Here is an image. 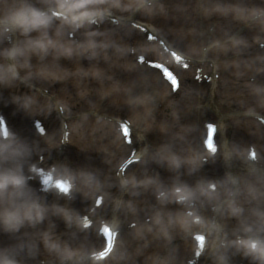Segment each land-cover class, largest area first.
Returning a JSON list of instances; mask_svg holds the SVG:
<instances>
[{"label": "rangeland", "instance_id": "1", "mask_svg": "<svg viewBox=\"0 0 264 264\" xmlns=\"http://www.w3.org/2000/svg\"><path fill=\"white\" fill-rule=\"evenodd\" d=\"M63 1L10 0L7 7L0 5V18H7L15 10L19 11L22 8L29 12L31 10L39 12L42 9L58 7V4ZM129 1L131 0H105L103 3H87L82 0V2L77 1L74 3H84V6H86L78 9V12L96 13L111 8L117 14H120L118 15L120 18H124L138 8L129 7L131 4ZM134 1L139 5L144 3L155 4L146 7L147 12L142 11L137 19L157 24L158 27H155L156 32L160 36L164 35L171 41L172 45L185 51L187 55H192L196 59H203L206 56L214 63H219L217 58L225 60L227 56H230L227 45L215 50L216 45H213L208 53H201V48L206 44L204 32L207 28V20L204 17L205 9L198 8L193 0H168L173 2V6L167 11L162 5H158L157 8L161 13L160 18L152 16L155 11L154 6L157 4L156 0ZM103 23V31H112L110 28H113L114 24L107 21H103ZM120 25L115 27L119 28ZM53 28H57V25L54 24ZM128 28L129 26L125 24L124 34L127 30H130ZM227 32V29L221 30V35L218 34L217 40H220L222 36L225 37ZM133 34L138 39H134ZM133 34L129 32L126 33V36L138 42L145 53L149 51L158 53L157 48L145 44L143 34L142 36H138L136 33ZM225 38L228 41L231 40L229 35ZM48 47L52 49L51 45H48ZM237 50L238 52L242 51V49ZM70 56L71 59L82 60V58H78L73 54H70ZM247 62L245 64L242 62L241 65V68L245 70L244 74L251 73V71L247 72L246 70L253 68L250 61ZM119 63L108 62L107 70L102 71L103 74H107L108 78L124 81V74L121 72L122 66ZM216 66V64L215 66L213 64V68H216L217 72ZM116 67L119 70H113ZM261 71L263 75L257 84H251L249 82L251 75L247 74L248 82L243 80L234 92H232L234 83L229 77H226V91L219 98L222 103L227 101L230 104L227 106V110H224V113L231 116L226 128L224 126L228 135V153H224V156L215 163V166H213L214 171H212L216 180L219 179L223 182L224 192L217 197L212 193L209 197L217 200L219 198L220 200L221 196L229 194L232 187H235L236 183L239 182L234 181L229 175L228 172L231 170L229 162L232 163L233 169L241 173L243 190L240 197L235 198L231 206L226 208L223 222L219 225L220 227H215V229H212L213 207L210 202L192 209L195 211V216L200 219L199 223H195L186 216L185 211L181 210L178 204H175L174 199H169L165 206V209L170 213L165 212V209L162 211L160 208L153 209L154 194L147 196L146 175L141 170L130 174L129 185L125 184V186L123 184L119 175V167L127 159L128 150L125 149L120 138L118 141L106 138L109 132L112 137L119 136L115 124L107 123L104 134L99 132L100 135L93 137L92 147L88 153H84L85 150L79 149V145L75 143L73 150L77 151L79 149L83 154L79 155L74 164L67 163V151H63L62 147L64 137L62 121L51 116L53 109L50 108L47 101L44 105H39L36 94L29 91L31 93L29 100L36 106L28 109L27 105H19L14 102V99V101H11L8 93L5 98V101H8L7 106L0 107V113L6 116L8 110L11 117H17L19 125H21L22 137L30 139V142L34 143L33 145L39 149V153H50L48 155L49 163L69 173L75 180L76 189L69 197L56 195L52 196L55 198L50 199L49 195H45L25 180L24 171L20 167H14V163L13 165L10 164L12 154L16 153L12 146L15 144L17 134L11 144L3 143L0 146V229L5 228L6 232L10 233L12 237L7 236L0 239V264H35L38 255L44 256V259L40 260L41 264H92L91 260L88 259L89 253L100 250L103 245L101 242H95V234L83 232L82 222L85 216H89L90 219L94 220L95 230L99 228L103 221L110 220L114 225L116 224L115 227L119 231L120 237L116 254L109 261L102 264H185L186 259L191 258L193 250H195L192 235L193 231L197 230L204 232L208 238L206 252L201 257L202 262L208 259L211 264H264V210L257 212V214L260 213L259 217L254 214L261 207L260 197L264 193L259 187L264 185V172H259L263 174H252L257 170L254 165L249 164L248 160L245 159L249 144L255 143L260 156L257 164L264 169V137L261 135L264 134V128L251 118V113L264 114V71ZM261 71H258V73L261 74ZM134 74L136 79L126 81L123 83V87L133 94L131 100L137 106L136 112L133 111V116L142 129V135H144L143 130L151 126L153 120L154 123H161L164 127L167 125L178 139L184 142L188 140V143H190L183 150L176 148L172 150L171 148L168 153H153L152 151L147 153L149 148L144 143L142 155H146L145 162L147 160L151 162L159 161L164 156H166L167 162L170 161V158H173L170 161L171 171L176 174L177 180L172 183L189 188L194 187L197 183L196 179L201 177V174L197 171L196 156L201 155L202 151H200L198 145H194L190 150L189 147L195 142V138L199 137L198 140H201L203 136L201 130L197 128L196 121L192 118L188 122H183V125L177 122L175 120L176 116L170 114L171 111H164L158 114V119H155L156 107L160 101H164L165 97L169 95L170 89L155 75L144 72L140 74L136 70H134ZM63 76L67 79L66 74H63ZM243 77L247 81V76ZM76 81L72 79L68 85H72ZM2 89L7 94V89ZM188 91H196L194 83L190 81H188L187 91L184 93L188 95ZM248 94H250L253 102L248 100ZM124 97L125 91L123 88L118 87L116 99L113 98L109 101V112L118 114L119 106L124 104ZM117 98L120 99L117 100ZM24 99L27 100V96ZM33 103L31 105H34ZM175 103L176 101L171 102L168 107L174 108ZM215 104L219 105L216 99ZM177 109L185 108L177 106L176 111ZM73 111L79 113L81 109H70L68 114L74 115ZM36 118L47 120L50 125V138L40 139L42 137L38 134L40 138H36L33 123ZM13 125L15 126L14 123ZM153 129L154 127H152ZM65 141L66 138L64 137V143ZM172 144L176 145V142L172 141ZM106 145L109 146L108 149H105ZM199 146L201 145L199 144ZM30 147L32 149V146ZM125 150L126 153H124ZM176 153H180L184 161H191V166L194 167L192 169L193 174L184 180L182 178L184 170L181 168L179 161L175 159ZM28 154L26 149L24 153H19L23 159L27 158ZM30 160L32 159L28 161ZM137 167L142 168V165L140 164ZM88 171H91L90 175ZM84 174L89 175L87 183L83 180ZM5 177L20 179L22 183L19 185L9 183L4 186L3 180ZM16 193H20V195ZM98 194H105L106 202L105 207L96 212L94 205ZM145 201H150V206H144ZM235 203L242 205V209L238 212H236ZM32 205H35L36 208H32L31 219H29L26 213ZM19 206L23 207L24 210L19 208L14 213L12 209ZM146 218H153L152 223L142 224L146 221ZM243 218L255 220L256 222L254 226L245 227L244 223L247 222ZM158 219H163L164 225L168 223V228L166 234L161 232L152 237L150 243L157 245L158 252L153 254L150 261V258H141L137 254L143 251L145 246H149L148 241H145V244L143 243L144 235L150 231H156V226L161 222L154 226V230L151 227ZM24 222L27 223L28 228ZM133 223H138V226L133 227ZM20 232H23L22 234L28 233L29 242L25 241L24 238H18ZM11 240L13 248L9 250ZM181 241H184L185 244H181ZM257 243L258 249L254 251V249H251V245H257ZM128 253H130V257H126Z\"/></svg>", "mask_w": 264, "mask_h": 264}, {"label": "clouds", "instance_id": "2", "mask_svg": "<svg viewBox=\"0 0 264 264\" xmlns=\"http://www.w3.org/2000/svg\"><path fill=\"white\" fill-rule=\"evenodd\" d=\"M85 2L87 3H93V2H96V3H103L105 2V0H85ZM58 6L61 8V9H74V8H81L84 6V3H72V4H67V3H63V2H60L58 4ZM140 5L139 4H136V5H129V7H139ZM98 14V13H97ZM86 16H91L93 15V13H85ZM51 18L42 14V13H38L34 10H31V16L28 17V16H25L23 13H21L15 20V23L16 24H19V25H24L25 26V31H27V26L28 25H31L32 27H38V26H46L49 22ZM39 46L41 48H43L45 45L44 44H39ZM20 52L19 49H14L12 51H9V52H6L4 53V55L6 56H9V57H12V58H15L16 55ZM6 73H11L12 76H15L16 75V71H15V66L13 67H9V68H6V69H3ZM9 183H13V184H16V185H19L22 183V181L20 179H14V178H9V177H5L4 180H3V185L6 186L8 185ZM179 191V190H178ZM17 195H20V193H16ZM163 195V194H162ZM186 198V194L181 192L180 195H179V199L180 200H183ZM32 208H36L35 205H32L28 212L26 213V215L28 216L29 219H31V211H32ZM38 211V210H37ZM39 214V212H38Z\"/></svg>", "mask_w": 264, "mask_h": 264}, {"label": "bare ground", "instance_id": "3", "mask_svg": "<svg viewBox=\"0 0 264 264\" xmlns=\"http://www.w3.org/2000/svg\"><path fill=\"white\" fill-rule=\"evenodd\" d=\"M1 235H2L3 237H7L5 234H2V233H1Z\"/></svg>", "mask_w": 264, "mask_h": 264}]
</instances>
